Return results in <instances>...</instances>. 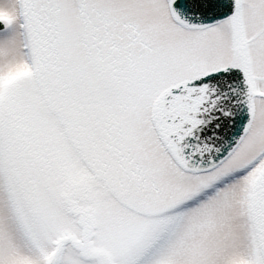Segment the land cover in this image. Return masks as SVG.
<instances>
[{
  "label": "snow or ice",
  "instance_id": "obj_1",
  "mask_svg": "<svg viewBox=\"0 0 264 264\" xmlns=\"http://www.w3.org/2000/svg\"><path fill=\"white\" fill-rule=\"evenodd\" d=\"M0 264H264V0H0Z\"/></svg>",
  "mask_w": 264,
  "mask_h": 264
}]
</instances>
